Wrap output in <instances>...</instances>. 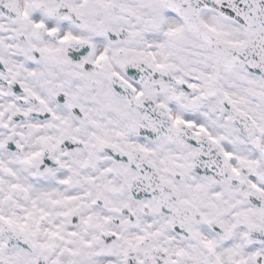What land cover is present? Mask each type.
I'll use <instances>...</instances> for the list:
<instances>
[{
  "label": "snow or ice",
  "instance_id": "obj_1",
  "mask_svg": "<svg viewBox=\"0 0 264 264\" xmlns=\"http://www.w3.org/2000/svg\"><path fill=\"white\" fill-rule=\"evenodd\" d=\"M0 264H264V0H0Z\"/></svg>",
  "mask_w": 264,
  "mask_h": 264
}]
</instances>
